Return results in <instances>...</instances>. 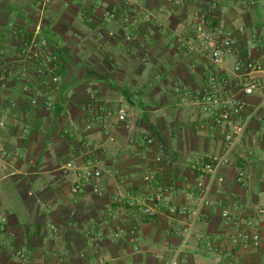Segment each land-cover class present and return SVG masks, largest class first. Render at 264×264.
Returning <instances> with one entry per match:
<instances>
[{
    "label": "crops",
    "instance_id": "1",
    "mask_svg": "<svg viewBox=\"0 0 264 264\" xmlns=\"http://www.w3.org/2000/svg\"><path fill=\"white\" fill-rule=\"evenodd\" d=\"M38 1L0 0V50L10 61L19 60L28 38L47 39L61 56L60 83L48 92L36 81L28 87L24 82L0 86V116L6 121L0 144L13 155L0 159V264H169L182 244L183 227L191 222L170 209L185 206L202 207V217L182 264H264V216L259 217V244L244 249L231 246L229 238L264 206V71L236 75L235 58L220 68L180 41L184 31H196L194 14L212 2L218 3L214 27H245L264 41V0H194L178 10L168 9L164 0H141L142 10L153 18L146 23L140 16L129 26L121 0H55L45 11ZM106 10L117 11V18L107 22ZM127 28L134 33L131 41L124 38ZM245 40L264 64V51ZM212 74L230 80L225 98L245 97L241 89L250 79L256 89L245 97L243 117L232 124L252 115L230 155L232 165L222 167L224 182L202 206L208 177L194 163L224 154L232 126L217 125L194 96L185 94L202 92ZM38 95L40 104L51 97L56 110L31 107ZM120 111L134 120V135L119 121ZM95 161L105 170L103 195L94 193L92 182L73 193L78 174L63 166L76 162L85 168ZM241 169L249 172L244 183L237 181ZM147 176L154 179L146 181ZM165 185L174 190L152 218L127 199L116 203L127 194L153 196ZM112 213L118 214L119 238ZM131 229L137 231L135 240ZM209 241L221 250L208 251ZM19 251L29 260L23 261Z\"/></svg>",
    "mask_w": 264,
    "mask_h": 264
},
{
    "label": "built area",
    "instance_id": "2",
    "mask_svg": "<svg viewBox=\"0 0 264 264\" xmlns=\"http://www.w3.org/2000/svg\"><path fill=\"white\" fill-rule=\"evenodd\" d=\"M194 0H164L166 6L170 10L184 9L188 4ZM55 0H39L37 6L40 11L47 10ZM251 4L252 1H247ZM218 9V3L212 2L206 9L197 11L194 14V22L196 24V31L192 33L186 30L180 37V41L187 46L192 53L196 52L201 56L207 57L211 60L213 65L217 67H225L230 58H235L234 73L236 75H249L264 71V64L257 59L254 51L249 49L246 45L245 37L264 51V41L260 40L257 34H249L245 27L228 28L223 26L213 25L214 14ZM121 14L124 23L137 24L140 16H143V21L150 23L153 18L151 13H145L144 8H141V0H121ZM118 16L117 11L106 10L104 17L107 22L114 21ZM134 37L132 30H127L124 33L126 41H131ZM61 62V56L57 54L51 43L47 39L28 38L23 41L22 49L18 61H10L6 54L0 50V86L9 88L20 82L27 83V87L33 82L41 84V86L48 92V89L53 86H58L60 77L57 74L58 67ZM32 69V74L30 70ZM230 85V80L223 74H212L208 79V85L205 89L197 95H192L187 92L185 97L194 96V99L199 103L204 111L215 118L217 125L230 124L232 129L228 131L225 137L226 150L220 157L198 158L194 163V168L202 172L208 177V184L200 193V202L204 206L209 198V195L215 185L222 184L224 178L220 175V170L224 166L232 165L230 159L231 153L234 151L237 144L242 140L246 133L251 116L242 121L238 125H232L235 117H243L246 108V96L254 94L256 84L251 79L244 83V88L241 89L245 97L233 96L225 98L224 94ZM241 88V87H240ZM264 94V92H263ZM31 107H39L46 113H53L56 110V105L51 97H47L42 104H40L39 95L32 98L30 101ZM16 103L13 104V107ZM259 108L254 113H257ZM253 113V114H254ZM250 118V119H249ZM118 119L125 125V128L135 134V122L129 118L126 112L120 111ZM6 121L0 116V128H5ZM28 132V126L22 130V136ZM110 136V135H109ZM111 141L113 137L110 136ZM264 142V137L262 139ZM154 140L148 139L149 144H153ZM85 148L90 147V143L83 144ZM12 153L3 149L0 144V159H10ZM161 157L157 158L158 163H162ZM168 164L171 161H167ZM66 171H71L78 174L77 183L73 186V193L78 194L89 182L93 183V191L97 195H103L101 188V180L104 176L105 170L101 168L98 161L91 162L85 168H82L78 163L72 162L66 164L62 168ZM249 178V172L246 169H241L238 173L237 181L244 183ZM153 176H147L146 181L153 180ZM174 187L172 185L159 186L153 196L145 198H136L132 195H124L120 197L116 203L122 205L124 199L128 200L131 207L138 209L144 217L152 218L157 215L160 203L166 194L172 192ZM194 192L191 198L195 196ZM170 212L183 218H190L191 222L183 227L181 231L182 244L173 253L169 264H182L185 257V248L191 242L195 234V226L199 223L202 217V207L195 209L187 206L182 208H171ZM257 217L246 220L243 225L236 231H233L229 238L231 246H241L244 249H249L252 245L259 244L261 240L260 234V220L259 217L264 216V206L256 208ZM112 218L116 226V237H120L121 226L119 224L118 214L112 213ZM1 229V227H0ZM130 235L133 240L137 237L136 229L130 230ZM88 236L92 235L89 232ZM201 241H205V237L198 234ZM205 248L210 252H219L221 246L213 242H205ZM17 255L23 260L28 261L29 257L23 251H19Z\"/></svg>",
    "mask_w": 264,
    "mask_h": 264
}]
</instances>
